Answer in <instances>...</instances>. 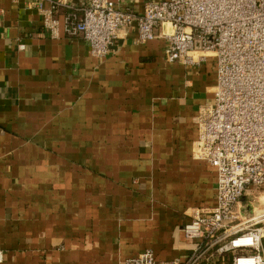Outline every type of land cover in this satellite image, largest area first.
Returning <instances> with one entry per match:
<instances>
[{
  "label": "crops",
  "instance_id": "0c3cea01",
  "mask_svg": "<svg viewBox=\"0 0 264 264\" xmlns=\"http://www.w3.org/2000/svg\"><path fill=\"white\" fill-rule=\"evenodd\" d=\"M29 2L0 0V264L185 259L187 210L216 203V170L193 157L214 57L170 62L135 26L96 57L81 35L53 37Z\"/></svg>",
  "mask_w": 264,
  "mask_h": 264
},
{
  "label": "built area",
  "instance_id": "2783aa9c",
  "mask_svg": "<svg viewBox=\"0 0 264 264\" xmlns=\"http://www.w3.org/2000/svg\"><path fill=\"white\" fill-rule=\"evenodd\" d=\"M28 6L53 37L81 35L96 57L135 26L137 43L164 40L170 62L194 67L215 59L213 98L195 116L193 157L215 168L216 203L187 210L185 259L161 260L147 249L121 264H216L227 255L231 264H264V0H146L136 10L116 0Z\"/></svg>",
  "mask_w": 264,
  "mask_h": 264
},
{
  "label": "trees",
  "instance_id": "16d2710c",
  "mask_svg": "<svg viewBox=\"0 0 264 264\" xmlns=\"http://www.w3.org/2000/svg\"><path fill=\"white\" fill-rule=\"evenodd\" d=\"M229 258H230V255H227L226 256V260L228 261L227 264H229V260H230Z\"/></svg>",
  "mask_w": 264,
  "mask_h": 264
},
{
  "label": "rangeland",
  "instance_id": "374dc122",
  "mask_svg": "<svg viewBox=\"0 0 264 264\" xmlns=\"http://www.w3.org/2000/svg\"><path fill=\"white\" fill-rule=\"evenodd\" d=\"M255 200H256V199H255ZM260 206H261V207H264V204H261Z\"/></svg>",
  "mask_w": 264,
  "mask_h": 264
}]
</instances>
